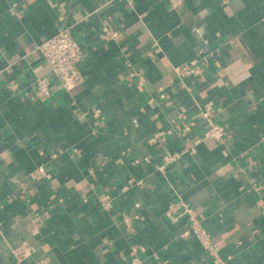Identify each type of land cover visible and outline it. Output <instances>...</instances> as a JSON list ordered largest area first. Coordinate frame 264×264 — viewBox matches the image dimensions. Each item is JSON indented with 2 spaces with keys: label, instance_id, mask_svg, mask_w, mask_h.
Listing matches in <instances>:
<instances>
[{
  "label": "crops",
  "instance_id": "0c3cea01",
  "mask_svg": "<svg viewBox=\"0 0 264 264\" xmlns=\"http://www.w3.org/2000/svg\"><path fill=\"white\" fill-rule=\"evenodd\" d=\"M104 25L122 38L100 40ZM66 27L83 52L69 93L36 50ZM192 61L203 75L178 78ZM206 106L222 142L203 136ZM178 205L223 264H264V0H0V264H127L131 247L144 264H211L179 238ZM19 245L32 253L16 263Z\"/></svg>",
  "mask_w": 264,
  "mask_h": 264
},
{
  "label": "built area",
  "instance_id": "2783aa9c",
  "mask_svg": "<svg viewBox=\"0 0 264 264\" xmlns=\"http://www.w3.org/2000/svg\"><path fill=\"white\" fill-rule=\"evenodd\" d=\"M119 1H125L129 5L133 4V0ZM224 1L225 0H223V2ZM169 2L172 6H176L181 3V0H169ZM98 38L102 41L115 42L119 41L122 38V33L119 30H115L104 25L99 31ZM36 50L45 65L48 67L50 73L54 76L59 89L69 93L74 88L80 86L83 83V79L80 73V64L83 60V52L80 44L72 35L71 27L60 28L55 35L40 43L37 46ZM147 56L151 58L152 53H148ZM126 65L130 66L128 63H126ZM204 69V65L201 63V61H192L177 69L176 76L180 79L188 77L198 78L203 75ZM128 76L130 78H133L138 77L139 74L131 70ZM6 87L11 92L19 91L18 84L15 80H9L6 83ZM33 87L35 97H49L51 94L52 83L43 78H37L34 80ZM94 114L98 117L99 111H94ZM214 114L215 112L210 106H206L198 114L201 119L209 122L203 136L216 142H222L226 136V130L224 129V127L211 122V118H213ZM184 130H188V127H186ZM155 138L156 136L153 137L149 142L153 143L155 141ZM196 141L199 140L196 139ZM180 156L181 154L174 153L172 155L164 156L162 160L164 164L175 163L180 159ZM160 169H163V166ZM38 171L45 178H49V174L42 166L38 168ZM131 184L132 183L129 181L128 185L130 186ZM140 184V182L135 183V185L137 186H139ZM253 190L258 191V187L254 185ZM111 201L112 199L108 194L102 193L97 195V202L99 206L105 211L111 208ZM178 206L183 207L182 212L187 216L189 225L188 230L181 233L179 235V238H195L201 245L202 249L210 257L211 264H223L218 255L219 248L213 241V236L211 235V233L203 226L202 221L196 219L192 215V211L188 206ZM172 207L173 206L169 207L168 212H166L167 216H170ZM261 209V218L262 220H264V205L261 207ZM124 224L128 228V230H131L132 225L130 217L124 218ZM236 245H239V243H236ZM142 251V247H131V249L129 250V260L127 264H144V261L140 258L139 255V253H141ZM31 253L32 249L30 247H27L26 245H19L18 247L11 249V254L16 258V263H18L20 259L29 256Z\"/></svg>",
  "mask_w": 264,
  "mask_h": 264
}]
</instances>
